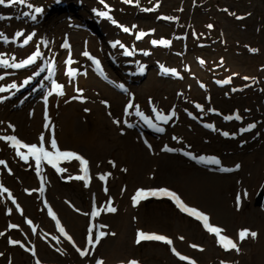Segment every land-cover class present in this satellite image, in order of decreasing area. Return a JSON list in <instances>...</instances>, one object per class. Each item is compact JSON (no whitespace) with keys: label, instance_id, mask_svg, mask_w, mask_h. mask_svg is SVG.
Here are the masks:
<instances>
[{"label":"rangeland","instance_id":"1","mask_svg":"<svg viewBox=\"0 0 264 264\" xmlns=\"http://www.w3.org/2000/svg\"><path fill=\"white\" fill-rule=\"evenodd\" d=\"M27 4L33 7L8 6V0L0 5V33L8 37L0 38V55L20 63L37 49L42 53L31 65L0 67V87L17 85L0 92V137L39 146L46 131L59 132L58 148L85 155L93 181L86 186L72 178L78 176L75 162L63 163L65 171L58 173L42 160L38 174L26 149L20 151L28 162L13 142L0 139V161L6 162L0 186L8 190L0 191V264H264V0ZM36 7L43 11L35 13ZM69 67L75 76L67 74ZM141 68L143 73H134ZM55 84L63 86V95ZM158 112L170 117L166 123L156 119ZM139 117H148L152 130ZM250 124L256 127L241 131ZM68 126L87 139L63 136L61 128ZM50 139L44 137V147ZM202 156L220 164L203 163ZM140 189L176 193L240 251L230 245L225 250L203 219L181 210L170 196L134 204ZM109 203L114 213L105 210ZM90 229L93 241L106 233L99 244H88ZM244 229L256 238L240 240ZM140 232L171 243H137Z\"/></svg>","mask_w":264,"mask_h":264},{"label":"snow or ice","instance_id":"2","mask_svg":"<svg viewBox=\"0 0 264 264\" xmlns=\"http://www.w3.org/2000/svg\"><path fill=\"white\" fill-rule=\"evenodd\" d=\"M126 3H132L133 0H125ZM6 3V0H0V5H5ZM17 4H22V5H26L27 7L29 8H32L33 6L30 5V4H27V0H8V6H12V5H17ZM43 10L39 7H36L34 8V12L35 13H41ZM25 16H29L30 15V18L32 20H36L37 16L36 15H31L30 13H24ZM98 15L102 16V17H108V12H100L98 13ZM110 19V17H108ZM125 32L129 31V29L127 28H124L123 29ZM23 33L21 32H18L16 33V36L17 37H20L22 36ZM34 35V34H32ZM32 35H29L24 41L23 43L26 45L31 39H32ZM0 38H2L4 40V42H7L8 41V37L4 36L3 33H0ZM153 43H156L155 41ZM161 43H165L164 41H161ZM63 47L65 48H68L69 45L65 44L63 45ZM127 54H131V53H127ZM42 55V53L39 51V49H37V51L31 56L29 57L28 59L26 60H23L21 61L20 63H16L14 62L15 61V57H12V61L13 62H9L8 59L4 58V56L0 55V67H5V68H22V67H25L27 65H31L33 63H35V61L37 60L38 57H40ZM83 55L85 56H88L89 54L87 52H84ZM71 61H66V63H70ZM97 67H99V61H95ZM54 67L55 65L52 64V66L50 67V71H53L54 70ZM143 71V68H141V72ZM165 71H169L168 69H165ZM38 74V73H37ZM69 76H75L76 75V72L71 69L69 67L68 69V73H67ZM4 79L3 76H0V80ZM17 85L16 84H11L9 86L6 87H0V92H5V91H8L10 89H13V88H16ZM62 85H59V84H55L54 85V88L55 90L58 91V94L59 95H63V91H62ZM121 88H123V86L121 85L120 86ZM51 94V93H49ZM106 103V102H105ZM128 109H131L133 108V105L132 104H128L126 106ZM86 111H88L86 109ZM136 112L137 114L139 115H142L140 112H139V108L137 107L136 109ZM170 117L168 116H165V115H162L161 113H157L156 115V119L157 120H161V121H164L165 123L168 121ZM144 119V122L146 124H148L149 127H153V123L152 121L148 118V117H143ZM236 119H240L239 116L236 117ZM116 123H119V121H115ZM48 125H46L47 127ZM134 125H129V127H132ZM256 125L255 124H250L248 127L246 128H243L241 131L242 132H248L250 131L252 128H255ZM156 131L158 132H161L163 131L162 128H159V127H156L155 128ZM225 136H228L230 135L229 133H223ZM0 139H4L6 141H11L13 142L11 144V146L13 148L16 149V154L18 156H20L21 159H23L25 162H28V159H29V155H26L24 152H21L20 151V148H24V149H27V152L28 154H30L32 157H34L35 159V163H36V171L37 173L39 174L40 172V165H41V161L42 160H46L48 164H50L58 173H61L63 171H65V169H62L60 167L57 166V162L60 161L62 158H72V159H75L77 161H79V163L83 166L81 171L84 172V175H78V176H75V177H72L73 179H77V180H86L87 178V174H88V168H87V164H88V161L86 159H84L82 156H80L79 154L75 153V152H70V151H61L58 146H57V142H56V139L54 137V135L52 136V138L50 139L49 141V144H50V147L52 149L55 150V152H50L48 150L45 149L44 147V136L41 135L40 136V144L39 146L37 144H31V145H28L26 143H23L21 142L17 137L15 136H8V137H0ZM165 151H173V149H169V148H165L164 149ZM185 155H188V153H185ZM193 159H197L196 157H192ZM199 160L203 163H206V164H215V165H219L220 164V160L216 157H199ZM0 165H5L6 166V162L5 161H0ZM240 166L239 165H236V168H239ZM222 171H225V172H229V171H233V169H230V168H223ZM101 179H104V177L102 176ZM87 186V185H86ZM42 190V189H41ZM0 191L2 192H7L8 190L6 188H3V186H0ZM151 191V193L153 195H155L156 191H160V192H164L166 193L167 195H169L170 197L174 198L176 203L181 207L182 210H185L187 211L190 215H195L196 218L199 220V219H203L205 221V227H208L207 225V221H208V217L202 213V212H199L197 211L196 209L194 208H189L187 205H185L181 199L179 198V196H177L176 193L174 192H170L168 189H159V190H149ZM147 192L143 189H140L138 190L135 195L132 197L133 199V202L134 204L135 203H139V200L141 198H147ZM246 195V193H245ZM237 202L239 204L240 202V198L238 197L237 198ZM17 207L19 208V205H17ZM107 212H115L116 211V208L114 207H111L110 206V203L108 206H106V209H105ZM49 213L50 215H53V219H56L55 215L52 214L51 212V209H49ZM87 215V214H85ZM95 215V213L93 214ZM28 223L30 224L31 221H28ZM13 228L17 227V225H12ZM101 228L105 227V225H100ZM208 230L210 232H214L217 237H218V243L221 244L222 247L225 248V250H229V245L231 246V249H234L236 250L237 252L240 251L239 247H238V244L237 242H234L231 238H228L226 236H223V235H220L222 232H223V229H220V228H212V227H208ZM59 231L65 235H67L65 233V230L63 227H60L59 228ZM92 230L90 229L89 230V235H88V238H87V242L89 245H93L94 244H99L100 242V239L102 237H104L106 235V233L104 232H100L99 235L97 236V238L95 239V241H93V237H92V234H91ZM139 238L137 240V243L140 242V239H145V240H160V241H165L167 243H171L170 240H167L166 237L164 236H161V235H156V234H146L144 232H140L138 234ZM248 236H251V238H256L257 236V233L256 232H250L249 230L247 229H244V230H241L239 233H238V237L240 240H244L245 238H247ZM69 239H71L70 237H68ZM53 239H56L55 237H53ZM183 239V238H181ZM224 241H227V243H224ZM10 243H12L13 245L15 244H19L20 242L19 241H10ZM21 247H24L23 244H20ZM193 247H196L195 245H193ZM77 251L80 252V255L81 256H85V255H88L89 253L87 251H81L80 249H77ZM173 251H175L173 249ZM33 255H35V251L33 250ZM180 259L184 260V259H187L186 257H183L181 256ZM97 264H103V261H97ZM130 264H137L136 261H132L130 262ZM191 264H195V262H191ZM223 264V262H222Z\"/></svg>","mask_w":264,"mask_h":264},{"label":"bare ground","instance_id":"3","mask_svg":"<svg viewBox=\"0 0 264 264\" xmlns=\"http://www.w3.org/2000/svg\"><path fill=\"white\" fill-rule=\"evenodd\" d=\"M91 78L89 77L88 78V80H90ZM84 81V79L81 81V82H83ZM69 112H67V114H68ZM69 114H73V113H69ZM64 128L62 127L61 128V134H62V132H63V136H66V134L69 136V134L71 135V137H74L75 139H77V140H79L81 137H82V139L83 140H85V139H87V136H86V138L85 137H83L84 135H85V133H82V132H78V133H76V131H75V129H72L71 127H67V130H63ZM51 136H53L52 135V132L51 131H49V132H45V135H44V137H45V139H50V137ZM54 137L56 138V137H60V135H59V132H56V135H54ZM61 138V137H60ZM91 139V138H90ZM50 141V140H49ZM49 141H46V143L48 142L49 143ZM45 148H47V149H51V147H47V146H45ZM20 150H23L22 148H20ZM27 151V150H26ZM64 163H67V162H64ZM62 164H63V162H61V161H59V162H57V166L58 167H61L62 166ZM76 164H77V162H76ZM77 166V173H78V175H82V171H81V169L79 168V165L77 164L76 165ZM85 181V180H84ZM83 181V182H84ZM91 181H93V176L91 175V180H90V182ZM87 181H85L84 183L87 185L88 183H86ZM160 193V192H159ZM148 195H150V193L148 192V194H147V196ZM157 195H159V194H157ZM143 200V198H141L140 200H139V202L140 201H142ZM133 202V201H132ZM132 202L130 201V204H132ZM128 209H129V206H128ZM122 224H126L125 223V221H123L122 222ZM208 227H215V226H208ZM211 236V235H210ZM263 236V234L262 235H260L259 234V237H262Z\"/></svg>","mask_w":264,"mask_h":264},{"label":"water","instance_id":"4","mask_svg":"<svg viewBox=\"0 0 264 264\" xmlns=\"http://www.w3.org/2000/svg\"><path fill=\"white\" fill-rule=\"evenodd\" d=\"M262 193L260 192L258 195H257V204L261 206L262 204Z\"/></svg>","mask_w":264,"mask_h":264}]
</instances>
